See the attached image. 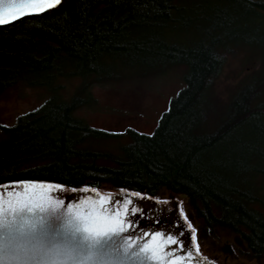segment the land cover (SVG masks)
Returning <instances> with one entry per match:
<instances>
[{
    "label": "trees",
    "instance_id": "obj_1",
    "mask_svg": "<svg viewBox=\"0 0 264 264\" xmlns=\"http://www.w3.org/2000/svg\"><path fill=\"white\" fill-rule=\"evenodd\" d=\"M241 45L264 48V0H64L0 27V93L17 82L50 92L5 126L0 183L37 178L163 200L165 191L181 194L206 229L238 232L264 264L262 91L244 83L227 107L206 113L226 51ZM182 64L186 83L153 131L128 127L118 151L94 146L122 134L77 115L92 103L93 83ZM76 77L77 90L62 95L60 79Z\"/></svg>",
    "mask_w": 264,
    "mask_h": 264
},
{
    "label": "rangeland",
    "instance_id": "obj_2",
    "mask_svg": "<svg viewBox=\"0 0 264 264\" xmlns=\"http://www.w3.org/2000/svg\"><path fill=\"white\" fill-rule=\"evenodd\" d=\"M226 52L224 66L209 87L210 106L206 113L210 115L227 107L231 96L244 83L255 81L264 98V48L241 45ZM185 73L186 66L182 64L146 77L135 75L120 81L93 83L89 91L94 99L89 105L79 107L77 115L97 127L122 134L109 137L107 142L94 146L118 151V147L129 141L128 134H125L128 127L147 133L153 131L162 113L169 107L172 97L185 85ZM60 82L63 84L60 88L62 95L71 97L77 90L80 79H60ZM49 94L46 87L28 85L25 82H17L0 93V141L6 136L5 126L16 123L23 113L38 108ZM171 194L165 191L161 197L166 200H171L172 197L181 200L182 209L197 232V244L201 252L211 260L218 255L221 263L262 264L247 253L246 244L238 232L217 227L212 233L206 229L202 220L195 217L187 198L177 193L171 197Z\"/></svg>",
    "mask_w": 264,
    "mask_h": 264
},
{
    "label": "snow or ice",
    "instance_id": "obj_3",
    "mask_svg": "<svg viewBox=\"0 0 264 264\" xmlns=\"http://www.w3.org/2000/svg\"><path fill=\"white\" fill-rule=\"evenodd\" d=\"M42 2L8 0L5 5V0H0V27L62 4V0H48L47 7H40ZM25 194L27 189L18 183L0 188V200H8L6 207L0 206V264H172L177 250L183 248L170 236L152 243L157 237L147 232L142 233L145 242L132 240V218L147 212L141 208L137 213L131 199L121 204L111 195L103 197L97 192L94 201L75 208L62 201L45 207L20 203L19 197ZM14 199L18 207L13 206ZM128 205H133L130 210ZM100 221L111 223L101 227ZM191 255L185 254L189 259ZM180 264H184L183 258Z\"/></svg>",
    "mask_w": 264,
    "mask_h": 264
},
{
    "label": "water",
    "instance_id": "obj_4",
    "mask_svg": "<svg viewBox=\"0 0 264 264\" xmlns=\"http://www.w3.org/2000/svg\"><path fill=\"white\" fill-rule=\"evenodd\" d=\"M64 0H62L63 2ZM8 0H5V5ZM17 3L24 2V0H16ZM48 0H43L39 5L40 7H47ZM59 6V5H57ZM56 6V7H57ZM24 186L27 189V194L19 197L20 203H26L29 205H44L50 207L52 204L60 203L61 201L70 207H76L77 205H83L85 202H91L96 199L95 193H100L103 197L111 195L114 199L120 201L121 204L131 199L133 205L136 207L137 213L143 208L146 210V216H137L132 218L133 227L129 233L130 237L134 241L140 243L145 242L147 237H144L142 233L155 234L157 240L152 243H158L161 239L179 240L183 245V248L177 250L176 259L172 261V264H180L183 258L184 264H227L219 261L218 255L210 260L206 255L202 254L199 250L197 253L196 248V230L193 227L190 220H188L184 210L181 206V200L172 197L171 200L161 199L154 194L148 192L137 191L131 188H120L112 185L104 186H68L60 181H53L50 179H26L21 180H9L8 182L0 183V188H6L11 184ZM136 194V195H133ZM9 192V197H11ZM13 206H19L15 199L12 201ZM8 200H0V206H7ZM133 205H128L129 210ZM120 215L123 216V209H118ZM83 208H81V214L83 215ZM135 221H138L136 225ZM156 221H159L158 223ZM111 221H100V226L104 227L110 224ZM127 223V220L125 221ZM171 248H176V245H170ZM191 252V258L185 256L186 253ZM166 264V262H165Z\"/></svg>",
    "mask_w": 264,
    "mask_h": 264
},
{
    "label": "flooded vegetation",
    "instance_id": "obj_5",
    "mask_svg": "<svg viewBox=\"0 0 264 264\" xmlns=\"http://www.w3.org/2000/svg\"><path fill=\"white\" fill-rule=\"evenodd\" d=\"M196 244H197V238H196ZM199 246V245H198ZM199 250H200V248H199ZM200 252H201V250H200ZM201 253H203V252H201ZM204 254V253H203ZM205 255V254H204ZM208 257V256H207ZM209 258V257H208ZM210 259V258H209ZM211 260V259H210Z\"/></svg>",
    "mask_w": 264,
    "mask_h": 264
}]
</instances>
